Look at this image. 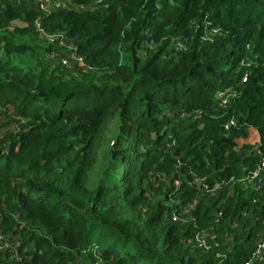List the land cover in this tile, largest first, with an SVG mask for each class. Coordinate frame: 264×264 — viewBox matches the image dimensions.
Instances as JSON below:
<instances>
[{"label": "trees", "instance_id": "1", "mask_svg": "<svg viewBox=\"0 0 264 264\" xmlns=\"http://www.w3.org/2000/svg\"><path fill=\"white\" fill-rule=\"evenodd\" d=\"M70 2L0 0V264H245L264 231V186L244 182L264 160V0ZM37 20L82 63L49 59ZM209 230L223 244L204 252Z\"/></svg>", "mask_w": 264, "mask_h": 264}, {"label": "built area", "instance_id": "2", "mask_svg": "<svg viewBox=\"0 0 264 264\" xmlns=\"http://www.w3.org/2000/svg\"><path fill=\"white\" fill-rule=\"evenodd\" d=\"M26 3L33 1L36 9L47 15L52 14L53 12L65 10L70 8V0H25ZM76 9L81 10H93L95 9L94 5H83L76 6ZM195 31L198 26L196 22H193ZM36 32L39 34V38L44 40L46 43L53 46L54 50L48 54L49 59L60 62V64L68 69L72 65L77 63H82V58L78 55L76 46L73 42L67 40L65 34L62 32H49L42 22L37 20L34 24ZM221 30L219 28H206L205 34L202 35L201 39L203 42H212L215 39ZM246 66V64H244ZM248 72L243 77V82H247ZM235 91L221 92L219 94V105L222 109H225L229 102L230 98L235 97ZM187 116L183 114V117ZM188 117V116H187ZM232 126H236L235 120H230L226 125L225 129L229 130ZM255 150L260 153L261 150L257 147ZM234 179H230L227 182H222L215 189L210 190L204 183L203 180L199 177H195V183L197 184L198 189H205V194L216 195L218 192H222L225 188L230 187V184L234 183ZM244 182L248 187H255L257 191H260L262 186H264V160L261 162L260 166L248 177L244 178ZM185 212L188 213L189 210L185 209ZM168 220L173 222H181V218L173 214ZM192 244L197 248H200L204 252H208L212 249L219 250L222 248L221 239L213 233V231H202L195 235ZM10 246L4 242L3 237L0 236V249L9 248ZM219 257L223 256L219 254ZM245 264H264V231L261 234L259 241L257 243L256 250L251 256V259Z\"/></svg>", "mask_w": 264, "mask_h": 264}, {"label": "rangeland", "instance_id": "3", "mask_svg": "<svg viewBox=\"0 0 264 264\" xmlns=\"http://www.w3.org/2000/svg\"><path fill=\"white\" fill-rule=\"evenodd\" d=\"M38 43H39L38 44L39 48H41V49L42 48L45 49L46 46H49L48 43H46L44 40H41L40 38H39V42ZM114 127H115V123H114V121L113 122L111 121V123L109 124V126H108V128L106 130V141L107 142H108V140H112L114 138V135L116 134V131H115ZM111 145H112V143H111Z\"/></svg>", "mask_w": 264, "mask_h": 264}]
</instances>
